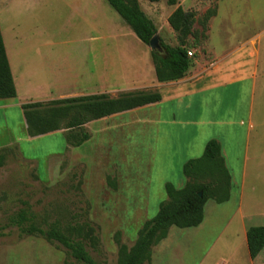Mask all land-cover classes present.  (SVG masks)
I'll return each instance as SVG.
<instances>
[{
	"label": "rangeland",
	"instance_id": "1",
	"mask_svg": "<svg viewBox=\"0 0 264 264\" xmlns=\"http://www.w3.org/2000/svg\"><path fill=\"white\" fill-rule=\"evenodd\" d=\"M0 2V27L9 28L10 39L13 34L21 37V49L15 56L8 49V59L14 72H23L21 79L16 77L17 97L0 101L12 104L0 108V153L5 156L0 167V264H82L45 236L25 235L16 226L1 228L24 202L45 233L54 224L65 231L84 225L97 237L85 242L94 260L117 264L120 245L132 246L143 223L155 217L166 200L165 184L184 186L183 165L204 153L200 148L207 137L223 144L232 176L231 198L224 204L209 200L198 227H172L153 248L150 264H264V249L256 259L249 257L243 233L244 227L264 224V0H179L185 9L197 11V18L216 11L207 24L203 51L190 48V72L243 50L257 63L260 78L253 93L254 128L243 186L250 125L247 83L204 91L198 82L191 109L176 107L180 121L175 124L156 125L155 118L147 117L173 107L157 103L91 121L82 129L29 137L20 102L80 96L99 85L102 91L110 89L111 97L158 91L152 82L155 66L150 46L107 0ZM138 2L160 37L177 45L168 23L174 7L166 0ZM194 29L201 32V24L196 22ZM209 93L221 99L213 98L200 118L203 96ZM83 131L90 138L73 146V135Z\"/></svg>",
	"mask_w": 264,
	"mask_h": 264
},
{
	"label": "trees",
	"instance_id": "2",
	"mask_svg": "<svg viewBox=\"0 0 264 264\" xmlns=\"http://www.w3.org/2000/svg\"><path fill=\"white\" fill-rule=\"evenodd\" d=\"M156 3L161 0H148ZM112 8L130 26L135 35L144 44L149 45L158 28L141 9L138 0H107ZM169 6H176L168 17V23L175 33L177 45L166 43L161 37L164 54L151 51L159 82L176 81L183 78L192 67L193 57L188 55L191 47L203 51L202 42L207 39L208 21L216 11L197 18V11L185 9L179 0H166ZM199 22L202 31L194 29ZM17 88L7 56L6 46L0 28V101L17 97ZM162 100L159 91H132L111 97L107 93L71 96L48 101L28 102L21 106L26 123L27 134L37 137L63 129L76 130L94 120H100L114 114L130 111ZM70 142L79 147L90 135L83 131L74 134ZM5 156L0 153V167L5 164ZM186 182L177 187L171 182L165 184L167 198L159 207L155 217L146 220L140 228L132 246L121 244L117 264H150L152 250L167 238L172 227L181 229L198 227L205 218V205L209 200L224 204L231 198L232 176L222 154L217 139L207 142L204 153L198 158L186 161L183 165ZM37 215L28 203L16 213L10 215L2 229L16 226L28 236H45L66 248L68 254L82 264H99L86 248V240L95 241L84 225H75L63 230L52 225L45 233L36 224ZM249 257L254 260L264 249V224L250 226L246 232Z\"/></svg>",
	"mask_w": 264,
	"mask_h": 264
},
{
	"label": "crops",
	"instance_id": "3",
	"mask_svg": "<svg viewBox=\"0 0 264 264\" xmlns=\"http://www.w3.org/2000/svg\"><path fill=\"white\" fill-rule=\"evenodd\" d=\"M0 6H2V2H0ZM172 7H174V9H172L170 14L176 8V6H172ZM170 14H169V16H170ZM0 28L2 31V35H3V33L5 34V40H6L5 46H6L7 54L9 51L8 49L11 48L13 56H15V53H17L21 49V47H20V44H21L20 38L21 37L19 35L13 34L12 39H10L11 33H10L9 28H5V30L2 27H0ZM6 36L9 38L10 42ZM3 38H4V35H3ZM173 46H175V45H173ZM245 52L246 51H244V50L237 52L236 56H234L233 58L216 57L217 58L216 61L211 65V67H208V68H203V66L201 64H199L196 66V68L194 69L193 72H190V70H191V68H190L188 73L183 78L176 80V81L159 82L157 80L155 70H153V72H152L153 73V79H152L153 85L156 86L157 90L162 95V100L160 102H158V104H171L169 106L173 105V107H172L173 109L171 108L170 111L168 110L167 112L160 110V111H158V113H154V114L150 113V115L147 116V117L155 118L156 119L155 120L156 125L157 124L160 125V123H164V124L179 123L180 120L179 121L177 120L178 113H177L176 107H178L179 109L184 108L186 110L191 109V107L193 106L192 104L195 102V96H194L195 91H196L195 87H196V84H198V82H200V81L203 82L202 90H204V91L212 90L214 88H220V87L227 86V85L234 86V85H239V84H244V83L249 84L251 95H250V103H249V113H248V119L249 120L248 121H249L250 125L248 127L247 132H246V138H245L247 141V145L245 144V148H244L245 151H244V155H243L244 156L243 161H245V163H244L245 167L241 173V185L242 186L244 184H246V175L248 174L247 161L249 160L248 152H249V148H250L249 141H250L252 129L254 128V124L252 121V108H253V98H254L253 93H255V87H256L257 81L260 78V77L258 78L257 63H254L253 58L250 59L249 57H247ZM218 58H220L221 60H219ZM10 66H11V63H10ZM11 70H12L15 85L17 88L18 80L16 77H18V79H21L23 72H22V70L20 71V73L18 70H17V72H14L12 67H11ZM109 91H110V89L102 91V89L99 85V89H97V90H94L91 92H79V94L93 95V94L108 93ZM17 93H18V91H17ZM61 97L51 98V99H46V100H30L27 102H20L19 105L22 106L23 104L28 103V102L61 99ZM213 98H215L216 100H219V99H221V95L220 94L213 95L212 93H209V95L203 96V109H204L203 112H204V114L202 113L200 115V118L204 117L205 113L206 114L208 113L209 106H210ZM11 100H13V99H11ZM155 104H157V103H155ZM150 105H154V104H150ZM150 105H146V106H150ZM10 106H12V104H3V105L0 104V108L3 107V109L4 108L8 109ZM143 107H145V106H143ZM140 108H142V107H140ZM140 108H136V109H140ZM130 111H132V110H130ZM126 112H128V111H126ZM122 113H124V112H122ZM164 116H165V118L168 117L171 120H169V119H163L162 120V118ZM205 121H206L207 125L210 124L211 120H207V115H206ZM187 122H189V120H187ZM194 122H196V121H194ZM184 124H186V123L184 122ZM207 125H205L204 128H201L200 133L203 132V130L207 127ZM197 135L198 134H195L194 137H196ZM192 139H193V137L190 136V138L187 140V143H189ZM209 140H211V138H208V137L204 138V141H202V146L200 148V151L206 147V144ZM218 141L220 142L221 147H222V154H223L224 158H226V155L224 153L225 151H224L223 144L221 143L220 140H218ZM237 202L239 205L238 206L239 207L238 212H240L241 211V198H240V201H237ZM247 229H246V227H244V232H243L244 236H246ZM246 244H247V240H246Z\"/></svg>",
	"mask_w": 264,
	"mask_h": 264
},
{
	"label": "water",
	"instance_id": "4",
	"mask_svg": "<svg viewBox=\"0 0 264 264\" xmlns=\"http://www.w3.org/2000/svg\"><path fill=\"white\" fill-rule=\"evenodd\" d=\"M149 46L151 48V51H155V52H158L160 54L165 53V50L162 46L160 36L158 33L152 37V39L150 40Z\"/></svg>",
	"mask_w": 264,
	"mask_h": 264
},
{
	"label": "built area",
	"instance_id": "5",
	"mask_svg": "<svg viewBox=\"0 0 264 264\" xmlns=\"http://www.w3.org/2000/svg\"><path fill=\"white\" fill-rule=\"evenodd\" d=\"M188 55H189L190 57H192V56H194V52L190 49V50H188Z\"/></svg>",
	"mask_w": 264,
	"mask_h": 264
}]
</instances>
